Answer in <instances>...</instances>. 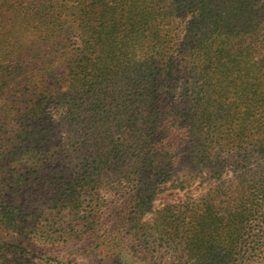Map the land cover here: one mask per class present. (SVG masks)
<instances>
[{"label":"trees","instance_id":"obj_1","mask_svg":"<svg viewBox=\"0 0 264 264\" xmlns=\"http://www.w3.org/2000/svg\"><path fill=\"white\" fill-rule=\"evenodd\" d=\"M12 9L18 19L23 14V32L51 25L56 42L43 59L23 49L28 59L9 76L0 55V140L7 137L9 110L16 117L11 132L20 138L22 152L38 144L41 129L32 122L39 112L64 105L61 120L66 122L72 108L81 106L89 116L82 122L95 124L101 111L91 95L104 91L108 81L97 82L103 72L107 77L122 72L125 87L135 89L127 105L135 103L139 110L118 113V122L129 129L135 113L142 125H154L160 109L172 104L181 88L189 126L186 150L192 153L185 157L181 179L190 185L201 178L204 186L196 196L189 191L182 215L178 209L169 213L183 221L182 226L172 221L174 231L181 232L171 242L173 252L181 249L178 264H240L245 254L247 264L257 259L264 264V91L247 80V62L236 58L242 56L240 49L232 52L246 34L253 63L264 68V0H23ZM177 17L187 18L184 60L175 37L178 27H172ZM6 33L8 41L0 38V47L9 48ZM12 37L19 47L14 31ZM177 60L191 63L189 78L180 86ZM129 68L133 79L126 74ZM148 160L149 175L136 185L140 193L153 186L148 180L156 167ZM144 198L149 204L151 195Z\"/></svg>","mask_w":264,"mask_h":264},{"label":"rangeland","instance_id":"obj_2","mask_svg":"<svg viewBox=\"0 0 264 264\" xmlns=\"http://www.w3.org/2000/svg\"><path fill=\"white\" fill-rule=\"evenodd\" d=\"M19 1L23 5V0H0V38L8 41L6 31L10 35L9 48L0 47V55L9 65V71L3 70L8 76L27 54L33 58V53H40L43 59L56 42L51 25L49 30L40 25L41 31L23 32V14L18 19L14 16L17 11L9 10ZM186 19L177 17L172 24L178 27L175 37L183 60L188 57L190 40ZM13 31L19 47L13 43ZM242 40L232 52L240 49L242 56L236 54V58L247 62V80L264 91V68L253 63L255 52L248 35ZM23 49L29 50L24 57ZM190 67L191 63L183 61L176 66L182 80L179 86L189 78ZM21 71L23 77V65ZM130 71L126 74L133 79ZM109 77L101 73L97 82L108 81L103 83L104 91L91 95L97 99L96 111H101L95 124L90 119L82 122L86 114L76 104L66 122L61 120L64 105L39 112L32 122L41 129L39 141L31 151L17 149L20 138L11 132L16 128V117L8 111L7 137L0 140V264L180 263L177 257L181 249L173 252L171 242L181 235L174 231V222L182 226L183 221H174L169 213L173 209L183 213L181 204L189 191L196 196L204 186L201 178L190 185L181 179L187 169L185 157L192 154L186 150L189 126L182 90L178 89L172 104L160 109L154 125H142L135 113L134 126L129 129L128 124L118 122V113L139 110L135 103L127 105L135 89L133 85L125 87L122 72ZM85 109L92 111L89 105ZM165 117H169L167 122ZM146 158L154 160L156 172L148 180L153 184L149 192L140 193L136 185L146 181L150 172ZM225 171L228 175V168ZM148 195L149 204L144 198ZM246 257L240 264H247ZM252 264L263 261L257 259Z\"/></svg>","mask_w":264,"mask_h":264}]
</instances>
